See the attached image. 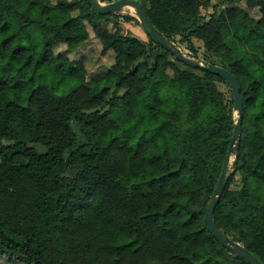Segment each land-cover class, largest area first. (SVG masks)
Segmentation results:
<instances>
[{
  "label": "trees",
  "instance_id": "16d2710c",
  "mask_svg": "<svg viewBox=\"0 0 264 264\" xmlns=\"http://www.w3.org/2000/svg\"><path fill=\"white\" fill-rule=\"evenodd\" d=\"M140 1L167 39L198 59L202 41V59L239 80L241 146L214 219L264 263V0H246L260 18L240 0ZM122 20L137 19L86 0H0V264H249L205 221L237 121L232 89ZM88 25L115 54L93 79L56 52L85 45Z\"/></svg>",
  "mask_w": 264,
  "mask_h": 264
},
{
  "label": "water",
  "instance_id": "95a60500",
  "mask_svg": "<svg viewBox=\"0 0 264 264\" xmlns=\"http://www.w3.org/2000/svg\"><path fill=\"white\" fill-rule=\"evenodd\" d=\"M86 2L91 6L93 11L100 15H125L126 9H133V14H131V16L137 18L141 22L147 35L156 44L165 48L178 61L195 69L217 75L226 81L231 87L234 98V112L237 121L234 125L231 147L225 159L221 176L205 212V221L210 233L223 247L232 250L235 254L245 259L249 264H264L244 245L231 239L226 233L219 229L214 219L216 208L227 188L230 176L236 171V168H233L234 163L232 156L235 155V150L241 146L244 102L238 78L231 71L222 66L207 63L202 59L194 58L189 54L187 55L184 53L178 44L167 39L165 35L153 24L140 0H116L109 3H104L100 0H86Z\"/></svg>",
  "mask_w": 264,
  "mask_h": 264
},
{
  "label": "rangeland",
  "instance_id": "374dc122",
  "mask_svg": "<svg viewBox=\"0 0 264 264\" xmlns=\"http://www.w3.org/2000/svg\"><path fill=\"white\" fill-rule=\"evenodd\" d=\"M52 3H58L60 0H50ZM72 1V0H71ZM116 1V0H115ZM113 2V1H112ZM109 3V2H104ZM215 3V2H214ZM240 6H242L252 17L254 18H260L261 12L259 9H250L247 6L246 0H240ZM212 13V9H204L203 15L208 18L209 15ZM133 14V11L130 9L125 10V15H131ZM137 19V18H136ZM110 30H114L115 27L113 24H106L105 25ZM121 26L123 27L125 33L138 37L139 39L143 41H148L149 36L145 32L141 22L137 20H133L130 22L127 21H121ZM88 29L90 32V40L83 46L79 47L76 50L70 51L67 46L61 45L56 49L57 53H63L67 55L70 59L83 62L87 72H88V79L96 78L106 72H108L109 68L115 63V54L113 51H109L107 54H103V45L102 41L96 36L93 28L88 25ZM195 45L198 49L200 59H202L203 55L205 54V48L202 41L194 39ZM180 48L186 53L187 55L190 54V51L186 44L177 43ZM203 60V59H202ZM220 89L225 92L227 95L230 96L229 89L230 86L226 83H220L219 84ZM35 147L40 150L44 151L41 146L35 145ZM233 163L235 161V155L232 156ZM242 186L241 182V176L239 174L236 175V182L232 185V188L239 189ZM1 264H9L7 261L1 263ZM23 264V263H18Z\"/></svg>",
  "mask_w": 264,
  "mask_h": 264
},
{
  "label": "bare ground",
  "instance_id": "6f19581e",
  "mask_svg": "<svg viewBox=\"0 0 264 264\" xmlns=\"http://www.w3.org/2000/svg\"><path fill=\"white\" fill-rule=\"evenodd\" d=\"M130 10H132V11H133V9H130Z\"/></svg>",
  "mask_w": 264,
  "mask_h": 264
}]
</instances>
